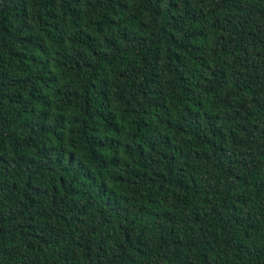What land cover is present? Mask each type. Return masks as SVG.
<instances>
[{"label": "trees", "instance_id": "16d2710c", "mask_svg": "<svg viewBox=\"0 0 264 264\" xmlns=\"http://www.w3.org/2000/svg\"><path fill=\"white\" fill-rule=\"evenodd\" d=\"M0 264H264V0H0Z\"/></svg>", "mask_w": 264, "mask_h": 264}]
</instances>
